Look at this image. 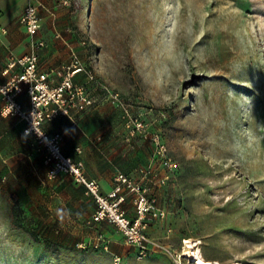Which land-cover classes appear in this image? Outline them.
<instances>
[{
  "label": "rangeland",
  "instance_id": "1",
  "mask_svg": "<svg viewBox=\"0 0 264 264\" xmlns=\"http://www.w3.org/2000/svg\"><path fill=\"white\" fill-rule=\"evenodd\" d=\"M52 11L123 102L96 87L69 126L82 153L66 152L121 185L130 219L144 194L146 230L169 250L142 257L115 224L94 222L80 183L50 176L44 152L12 132L0 147V264H196L188 244L220 264H264V0H53Z\"/></svg>",
  "mask_w": 264,
  "mask_h": 264
},
{
  "label": "built area",
  "instance_id": "2",
  "mask_svg": "<svg viewBox=\"0 0 264 264\" xmlns=\"http://www.w3.org/2000/svg\"><path fill=\"white\" fill-rule=\"evenodd\" d=\"M42 5L41 0H28L20 18L32 37L39 32L43 24ZM1 29L7 32L6 28ZM45 45L43 40L37 41L35 48ZM17 65L21 67L20 73L0 86V96L4 101L0 114L17 116L26 122L24 134L27 130V137H30L38 149L44 152L46 162L50 165V176L67 173L85 186L87 194L91 195L98 205L92 216L93 221H108L115 224L123 232L126 243L135 246L142 257L152 256L153 253L163 249L168 251V246L149 235L146 230V213L154 207V204L148 207V200L144 194L137 198L140 215L133 220L130 219L123 208L126 197L121 193V185L107 194L102 192L98 180L86 175L83 162L75 160L64 152V134L49 133L44 129L46 122H51L59 116L76 119L79 114L95 106L96 87L103 89L109 99L117 105L123 103L120 92L111 90L101 81L95 70L85 64L77 51L72 52L69 62L50 69H42L37 51L22 57L13 56L3 73L8 74L10 69ZM80 74L84 75L85 80H77ZM24 92L29 96V108H25L17 99ZM77 150L81 151L80 148ZM116 180L120 184L131 185L123 173L119 174ZM134 189L140 190V188ZM105 248L108 249L109 245L106 244Z\"/></svg>",
  "mask_w": 264,
  "mask_h": 264
},
{
  "label": "crops",
  "instance_id": "3",
  "mask_svg": "<svg viewBox=\"0 0 264 264\" xmlns=\"http://www.w3.org/2000/svg\"><path fill=\"white\" fill-rule=\"evenodd\" d=\"M41 2L43 3L41 7L43 24L39 32L32 37L20 21L28 0H0V86L9 82L21 71V67L17 65L11 68L8 74L3 73L13 56L22 57L37 51L40 56L42 69H50L60 67L69 62L73 51L79 53L80 45H88V41L78 40L76 38V31L65 26L62 23V18L52 11L53 0H41ZM1 28H6L7 32H3ZM41 40H43L46 45L35 48V43ZM77 80H85L84 75L80 74ZM17 99L25 108H29L30 100L26 92L20 94ZM3 105L4 101L0 96V110ZM86 112L79 114L76 119H72L68 116H59L55 120L44 124V129L49 133L62 132L64 134L63 150L67 155L72 157L73 155L67 153L66 150L74 149V154H81L82 149L79 145H75L70 140V135L68 134L69 128L71 127L69 126L72 122L78 124V118L84 116ZM26 125V122L17 116H5L0 114V147L2 141L6 139V135L9 133L13 132L17 134L19 139L25 137L24 129ZM77 148H80L81 151L79 152ZM73 158L79 160L76 157ZM98 182L104 193H109L113 189L114 182L112 180L100 179ZM80 186L83 187L84 194L90 196L91 199L95 201L91 195L87 194L85 186L81 184Z\"/></svg>",
  "mask_w": 264,
  "mask_h": 264
},
{
  "label": "bare ground",
  "instance_id": "4",
  "mask_svg": "<svg viewBox=\"0 0 264 264\" xmlns=\"http://www.w3.org/2000/svg\"><path fill=\"white\" fill-rule=\"evenodd\" d=\"M189 242V241H186ZM187 255L196 261V264H220L219 262H213L210 259H206L203 254L201 253L200 247H195L194 244L187 245ZM227 264H242L241 262H229Z\"/></svg>",
  "mask_w": 264,
  "mask_h": 264
},
{
  "label": "trees",
  "instance_id": "5",
  "mask_svg": "<svg viewBox=\"0 0 264 264\" xmlns=\"http://www.w3.org/2000/svg\"><path fill=\"white\" fill-rule=\"evenodd\" d=\"M12 215L14 218L15 224L19 227L27 231L32 236L36 235V230L30 224L24 222L22 218H20L21 210L17 206H12Z\"/></svg>",
  "mask_w": 264,
  "mask_h": 264
},
{
  "label": "clouds",
  "instance_id": "6",
  "mask_svg": "<svg viewBox=\"0 0 264 264\" xmlns=\"http://www.w3.org/2000/svg\"><path fill=\"white\" fill-rule=\"evenodd\" d=\"M28 133H27V130H25V138L27 137Z\"/></svg>",
  "mask_w": 264,
  "mask_h": 264
}]
</instances>
